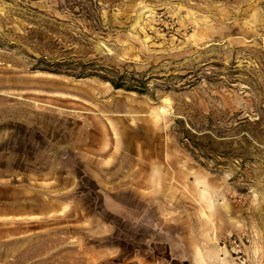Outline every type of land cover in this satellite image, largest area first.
Instances as JSON below:
<instances>
[{"label":"rangeland","instance_id":"374dc122","mask_svg":"<svg viewBox=\"0 0 264 264\" xmlns=\"http://www.w3.org/2000/svg\"><path fill=\"white\" fill-rule=\"evenodd\" d=\"M0 264H264V0H0Z\"/></svg>","mask_w":264,"mask_h":264},{"label":"trees","instance_id":"16d2710c","mask_svg":"<svg viewBox=\"0 0 264 264\" xmlns=\"http://www.w3.org/2000/svg\"><path fill=\"white\" fill-rule=\"evenodd\" d=\"M48 66H50V65H48ZM49 68H51V67H49ZM56 70H58V69H56ZM45 71H50V72H54V73L58 72V71H51V69H45ZM110 73H113V72H110L108 69H106V70L97 69L94 71V73L90 74L89 76H97V77L111 83L115 89H125L127 91L142 93L141 92L142 90L138 89V87L133 86V85H128V81H126V79H124L123 76H120V75L118 76V74H119L118 71L115 72V73H118L117 77H116V75H114L115 77L111 76ZM144 88L146 89L147 87L145 86ZM183 140H184L183 142H185V146L193 154H195V151L199 150L200 146L196 143V141H192L188 137H186V139H183ZM167 258L169 259V257H167Z\"/></svg>","mask_w":264,"mask_h":264},{"label":"crops","instance_id":"0c3cea01","mask_svg":"<svg viewBox=\"0 0 264 264\" xmlns=\"http://www.w3.org/2000/svg\"><path fill=\"white\" fill-rule=\"evenodd\" d=\"M10 216V215H9Z\"/></svg>","mask_w":264,"mask_h":264}]
</instances>
